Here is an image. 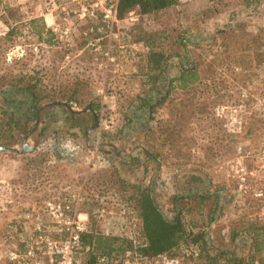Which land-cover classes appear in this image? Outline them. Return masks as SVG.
I'll return each mask as SVG.
<instances>
[{
    "label": "rangeland",
    "instance_id": "obj_1",
    "mask_svg": "<svg viewBox=\"0 0 264 264\" xmlns=\"http://www.w3.org/2000/svg\"><path fill=\"white\" fill-rule=\"evenodd\" d=\"M8 2L22 7L23 18L19 12L9 18L22 32L0 41V76L31 74L47 95L71 92L75 85L78 92L68 102L43 99L35 117L19 112L9 128L0 90V145L21 150L28 136L35 147L27 153L0 151V264H57L65 244H71L76 219L83 232L93 225L104 234L142 243L129 189L119 177L151 183L168 218L174 216L173 196L182 193L179 187L190 170L204 174L213 191L224 188L222 210L215 223L205 226L214 244L227 243L238 220L264 223V55L254 48L251 62L244 60L246 69L237 65L232 70L223 66L233 57L220 54L222 30L235 28L240 46L264 28V0L250 6L245 0H178L155 14L143 16L133 9L113 26L102 18H65L64 0L50 10L49 0ZM49 11L61 29L70 30L63 37L52 31L54 37L46 43L24 23ZM7 30L0 19V37ZM232 42L233 37L226 41ZM181 43L198 66L210 68L206 79L189 91L175 88L152 117L138 110L135 118L133 105L147 87L149 46L172 54L184 52ZM169 64L174 78L179 74L176 57ZM9 95L27 109V97ZM91 100L100 107L94 121L87 108ZM68 110L81 114L69 118ZM143 149L159 164L148 161ZM213 199L203 212L191 202L189 219L207 225ZM50 203L69 209L61 218L49 210ZM243 239L236 241V249ZM66 255L83 264L81 240ZM122 256L98 264H197L189 248L177 257L139 260L130 251Z\"/></svg>",
    "mask_w": 264,
    "mask_h": 264
},
{
    "label": "trees",
    "instance_id": "obj_2",
    "mask_svg": "<svg viewBox=\"0 0 264 264\" xmlns=\"http://www.w3.org/2000/svg\"><path fill=\"white\" fill-rule=\"evenodd\" d=\"M60 1L49 0V10L58 5ZM245 1L248 6L261 3V0ZM177 4L178 0H120L117 16L122 19L133 9H138L139 14L143 16L155 14ZM21 10L20 5L12 7L8 0H0V19L8 27L5 35L0 37V41L12 40L22 32L19 23L13 26L9 19L15 18L17 12L20 13L18 18H23ZM24 24H26V28L31 34L36 35L46 43H50L54 37L52 29L46 25L43 17H31ZM221 33L225 36L220 44V54L229 56L226 59L233 57L230 62L223 66V69L235 70L238 67L237 65L246 67L245 61L251 62L250 51L252 52L254 48L259 52L258 55H264V28L260 30L259 34L254 35L252 41L242 42L240 46H237L235 39L238 36L235 28L224 29ZM232 37L233 42L227 44L226 41L232 40ZM181 45L183 44L181 43ZM183 48L184 52L168 54L149 46L146 54L148 62L147 87L144 94L138 97L140 103L133 105L135 118L138 116L136 115L138 110L148 113L152 117L156 108L167 102L175 88L189 91L206 79L207 71L210 68L198 66L191 57L186 45H183ZM173 57H176L178 61L179 74L174 78H170L169 62ZM242 69L246 68L242 67ZM39 81L38 78L28 73L19 75L3 74L0 76V90L5 94L3 101L6 104L9 128H12V125L14 126L17 122L15 116L19 112L29 119L35 117L41 101L45 98L60 103L65 100L68 102L77 99V85L71 92H62L59 96L56 92H49V95H47L38 86ZM15 93H21L27 97L26 110H23V104L20 101H16L10 95L7 96ZM87 108L92 111L93 121L94 116L98 118L100 110L98 104L91 100ZM67 113V116L73 119L81 114L74 110H68ZM261 119L264 120V116ZM88 129L89 125H86L84 127L86 135L89 133ZM143 152L148 161L159 164L150 151L143 149ZM134 160L140 164L138 157ZM188 174L189 177L182 184L183 188L179 187L182 193L173 196L175 213L172 218H168L158 204L151 183L146 184L144 179L132 182L119 177L117 181L125 189H129V200L132 201L137 212L144 241L135 244L133 239L114 234H104L99 228L97 229L92 225L88 231L81 233V245L85 250L83 264H98L102 257L116 260L123 257L122 255L128 251L136 254L139 260L156 257H177L181 255L184 248L193 250L197 264H264V223L254 220H238L231 228L227 243L214 244L205 226L209 227L215 223L222 210L220 191H223L224 188L220 187L213 191L211 181L204 174L193 170H190ZM213 196L214 199L208 207L207 225L198 226L194 220L189 219L190 203H197V211L203 212ZM240 237L244 238L243 244L241 249H236V241ZM238 247L240 248V246Z\"/></svg>",
    "mask_w": 264,
    "mask_h": 264
},
{
    "label": "built area",
    "instance_id": "obj_3",
    "mask_svg": "<svg viewBox=\"0 0 264 264\" xmlns=\"http://www.w3.org/2000/svg\"><path fill=\"white\" fill-rule=\"evenodd\" d=\"M120 0H67L62 6V11L66 13L65 18H69L70 15H73L75 18L85 19V18H102L104 23L107 26H113V24L117 21V12H118V4ZM52 31L57 33L59 36L63 37L67 35L70 28L67 27L65 29H61L58 23L54 24L51 27ZM67 158H70L72 154L66 153ZM69 209V205L61 208L50 203L49 210L61 218L64 213ZM79 219V214L77 215ZM77 220V219H76ZM74 220L75 227L72 229L70 233V242L71 244L68 246L65 244L64 249L61 250L65 255L62 256V259L57 264H74V260L71 256L66 255L70 248L74 247V245H78L81 240V233L84 228L78 224V221ZM70 224V222H67ZM49 245L57 244L56 241H48ZM100 262L108 263L107 258L102 257ZM177 262V261H173ZM172 262V263H173ZM128 264V263H123Z\"/></svg>",
    "mask_w": 264,
    "mask_h": 264
},
{
    "label": "water",
    "instance_id": "obj_4",
    "mask_svg": "<svg viewBox=\"0 0 264 264\" xmlns=\"http://www.w3.org/2000/svg\"><path fill=\"white\" fill-rule=\"evenodd\" d=\"M27 138H28V136L23 137L21 150L17 147H7V146H1L0 145V151L19 152V153L32 152L35 147L29 145V143L27 142Z\"/></svg>",
    "mask_w": 264,
    "mask_h": 264
},
{
    "label": "crops",
    "instance_id": "obj_5",
    "mask_svg": "<svg viewBox=\"0 0 264 264\" xmlns=\"http://www.w3.org/2000/svg\"><path fill=\"white\" fill-rule=\"evenodd\" d=\"M44 17V21L46 23V25L51 28L54 24L57 23V18L54 15V13H52L51 11H49V13H42V16ZM30 136V135H29ZM26 137V136H25ZM23 141V140H22ZM27 142L29 143V138H27ZM30 146H32L31 144H29ZM27 153V152H26Z\"/></svg>",
    "mask_w": 264,
    "mask_h": 264
}]
</instances>
